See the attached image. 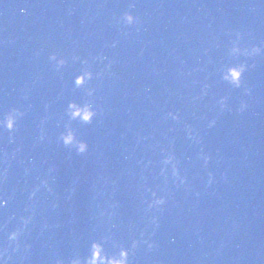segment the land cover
Segmentation results:
<instances>
[{
	"label": "clouds",
	"instance_id": "obj_1",
	"mask_svg": "<svg viewBox=\"0 0 264 264\" xmlns=\"http://www.w3.org/2000/svg\"><path fill=\"white\" fill-rule=\"evenodd\" d=\"M264 3V0H261ZM134 7V3H129L128 8ZM23 11V9H22ZM115 23L121 27V34L125 37L128 36V29L132 26H136V30L139 31V17L134 15L131 11H123L118 16L114 17ZM235 39H230L229 47H227V56L231 58L233 62L223 65L219 70V78L224 81L232 89H242L243 96H250L252 89L245 85L244 74L250 69L255 67L254 58L264 55V41L259 44L245 45L242 44L243 34L239 31L235 32ZM118 41L113 40L109 47L115 48ZM244 57V60H239L238 58ZM96 61H104L106 58L102 55H97L93 58ZM253 60V63H248V60ZM48 62L51 64L54 71L59 73L64 66L68 63V60L60 53L56 51L49 52L47 56ZM71 61L76 63L79 61L81 68L73 78V87L82 89L84 91L85 97L88 99L82 100V102L77 103L75 101H69L65 108V115L68 120H77L81 124H92L94 119L101 114L97 107L94 106V101L92 98L95 95V89L88 87L89 81L93 79L100 78L105 72L111 69L113 61L108 60L104 64V67L100 71L93 72L89 66V61L87 59H81L79 56L73 54L71 56ZM209 85L204 84L201 88L199 96H193L191 99L193 102L200 100L204 95L207 94V89ZM26 98V97H25ZM215 105L218 106V113L224 111H232L228 105V96H220L215 100ZM47 107V105L45 106ZM248 103L241 99L238 106L235 108L237 113H243L247 110ZM24 116V112L18 107H11L7 111L0 113V134L7 133L9 143L13 142L15 138V133L18 128V121ZM164 119H170L174 122H179V115L176 112L169 111L163 117ZM206 119V127L211 129L217 123V117H212ZM43 123V121L41 122ZM184 130L186 133V138L196 144L200 143V137L195 133L190 125L185 124ZM46 139V133L41 127L40 134L38 136V141L43 142ZM56 141L58 144L65 148L74 151L77 155H84L88 152L89 146L87 141L83 139H78L75 133L71 130L70 126L65 124L64 130L59 132ZM19 151V148L14 149L13 155ZM197 159L202 161V165L206 168L208 166L210 156L204 152L203 148L196 153ZM4 159L7 160V154H5ZM149 164L152 162L149 161ZM159 175L164 178L165 183H167L170 178L173 185L176 187H181L186 184L187 177L181 175L180 169L178 167L180 161L176 158L175 154L170 150L161 149L160 159H159ZM147 166V165H146ZM7 169L0 171V182L4 179ZM30 169L25 168L24 174L27 176ZM55 171V166H50L48 168L47 174L40 178L39 183L33 187V189L28 194V200L31 202L36 196L40 188H44L49 193L52 192V187L50 185V179L52 173ZM170 173V177H169ZM222 178H225L222 176ZM214 182L213 175L211 172L208 173V179L206 182V187ZM71 191V190H70ZM145 192L149 193V198L144 201L146 207L145 211L148 213L162 212L164 206L168 200V194L166 191L158 193L151 188H145ZM197 195H199L197 193ZM10 197H5L0 195V210L6 209L9 205ZM32 208L35 205H31ZM55 203L52 207L55 208ZM115 208V204L112 205ZM25 212L27 215H20L18 221L14 227L9 230L8 226L10 221L16 219L15 213L9 215L7 219L0 222V264H15L14 254L22 250L21 259L26 258V254L29 252L31 245L23 242L22 238L30 230V225L33 221V214L26 207ZM149 223L153 226V231L158 226V217L153 214L149 217ZM47 224L42 225L43 228H47ZM143 236V233L141 234ZM110 239V236L102 237L101 240H93L88 247V254L84 257L79 255H74L65 262L63 258L57 257L54 260V264H130L129 255L130 252L138 247V244L143 242L147 245V248L151 250L155 245L149 241H137L132 240L128 248L122 245H118L113 242V248L116 249L112 253L105 251L104 244Z\"/></svg>",
	"mask_w": 264,
	"mask_h": 264
},
{
	"label": "water",
	"instance_id": "obj_2",
	"mask_svg": "<svg viewBox=\"0 0 264 264\" xmlns=\"http://www.w3.org/2000/svg\"><path fill=\"white\" fill-rule=\"evenodd\" d=\"M7 169L0 158V171ZM0 195L10 197L9 205L6 209L0 210V222L7 219L9 215L15 213L16 219L9 223V230L14 227L20 215H27V207L33 214V221L30 230L22 238L23 242L31 245L25 259H21L22 250L14 254L15 264H54L57 257L63 258L65 262L76 255L63 240L53 231L41 215L32 208L31 202L22 192L11 173L7 169L6 175L0 182ZM47 224V228L42 229V225Z\"/></svg>",
	"mask_w": 264,
	"mask_h": 264
}]
</instances>
